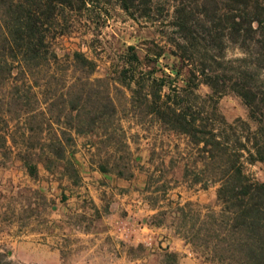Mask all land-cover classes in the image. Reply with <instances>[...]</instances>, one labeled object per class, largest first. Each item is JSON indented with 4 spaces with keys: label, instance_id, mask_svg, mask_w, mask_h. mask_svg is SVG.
I'll use <instances>...</instances> for the list:
<instances>
[{
    "label": "trees",
    "instance_id": "1",
    "mask_svg": "<svg viewBox=\"0 0 264 264\" xmlns=\"http://www.w3.org/2000/svg\"><path fill=\"white\" fill-rule=\"evenodd\" d=\"M114 1L125 12L142 8L151 21L155 12L162 15L165 45L151 42L144 60L130 47L113 72L94 77V60L75 51L60 61L49 43V31L67 20L64 13L92 0H0V88L10 89L8 103H18L17 119H24L20 143L8 125L0 128V159L19 147L15 155L29 177H36L40 166L77 176L71 158L75 136L90 135L103 152L97 171L132 179L142 168L134 164L121 125L114 98L121 94L134 117L184 138L192 160L184 164V179L192 175L191 182L203 189L217 186L219 210L201 222L205 238L199 246L207 259L264 264V182L243 169L244 163L264 165V0ZM230 51L239 56L228 57ZM164 53L181 62L184 86L156 66ZM59 64L70 73L61 79L53 71ZM200 85L210 90L205 97L195 94ZM227 93L241 99L249 121L228 123L217 115L218 99ZM37 118L42 120L32 126ZM150 180L148 175V187ZM192 206L176 204V214L185 219Z\"/></svg>",
    "mask_w": 264,
    "mask_h": 264
},
{
    "label": "rangeland",
    "instance_id": "2",
    "mask_svg": "<svg viewBox=\"0 0 264 264\" xmlns=\"http://www.w3.org/2000/svg\"><path fill=\"white\" fill-rule=\"evenodd\" d=\"M92 1L93 5L87 3L85 8L75 5L76 11L65 12L67 20L49 31L50 51L60 61L72 52H83L97 65L94 77H103L120 65V57L130 47L144 60L151 42L165 45L158 21L162 15L155 12L151 21L142 8L130 13L114 0ZM236 56L238 51L228 53V57ZM156 66L175 79L177 86L185 85L186 72L176 57L164 53ZM64 68L59 64L53 69L57 79L64 78V72L70 74ZM45 73L43 70L40 78ZM209 93L205 85L195 90L201 97ZM9 98L10 89L0 88L5 116L0 128L8 125L20 143L24 119L18 121L19 105L9 104ZM114 98L134 164L142 169L135 170L130 180L98 172L96 163L103 152L91 144L95 138L82 135L75 136L71 154L77 176L62 175L60 169L48 173L40 166L32 178L15 155L19 147L13 148L0 159V264H212L199 244L205 238L200 231L204 216L219 210L217 186L203 189L191 182L192 175L184 179V164L192 161L184 138L148 119L134 117L121 94ZM215 109L228 123L249 121L247 107L232 93L221 96ZM40 120H34L32 126ZM243 169L250 179L264 182L263 164L244 163ZM122 192L147 207L131 202L135 207L125 209L118 197ZM185 202L193 206L182 219L175 206ZM20 242L28 243V249L18 255L15 248ZM34 248L39 249L38 259L22 256L23 252L32 254ZM50 251L55 252V258L50 257Z\"/></svg>",
    "mask_w": 264,
    "mask_h": 264
},
{
    "label": "crops",
    "instance_id": "3",
    "mask_svg": "<svg viewBox=\"0 0 264 264\" xmlns=\"http://www.w3.org/2000/svg\"><path fill=\"white\" fill-rule=\"evenodd\" d=\"M128 193H125V192H122V193H118V197H120L121 198V201H122V205H124V207H125V209H129L130 207H135V206H132L131 205V202H136L139 206L140 205H142V207H147V205L145 204V203H143L142 201H140V200H136V201H134V200H129L128 199ZM16 250H15V252H16V254H22V251L23 250H26V249H28V243H25V242H20L19 244H18V246L15 248ZM37 251H39V249L37 248V249H33L32 250V254H27V255H24V252H23V257H29V258H33V259H38L39 257H38V252ZM18 254V255H19ZM21 256V257H22ZM52 256V258H55V256H56V254H55V252H51L50 251V257ZM39 263V262H38Z\"/></svg>",
    "mask_w": 264,
    "mask_h": 264
}]
</instances>
